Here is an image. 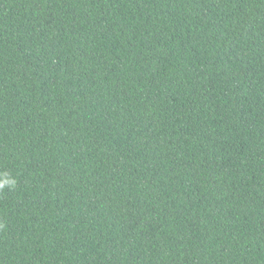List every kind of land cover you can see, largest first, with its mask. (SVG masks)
Returning <instances> with one entry per match:
<instances>
[{"label": "trees", "instance_id": "16d2710c", "mask_svg": "<svg viewBox=\"0 0 264 264\" xmlns=\"http://www.w3.org/2000/svg\"><path fill=\"white\" fill-rule=\"evenodd\" d=\"M0 264H264V0H0Z\"/></svg>", "mask_w": 264, "mask_h": 264}, {"label": "clouds", "instance_id": "9594fccd", "mask_svg": "<svg viewBox=\"0 0 264 264\" xmlns=\"http://www.w3.org/2000/svg\"><path fill=\"white\" fill-rule=\"evenodd\" d=\"M15 180L13 179H6L0 181V190L4 189L5 187L14 188L15 187Z\"/></svg>", "mask_w": 264, "mask_h": 264}]
</instances>
